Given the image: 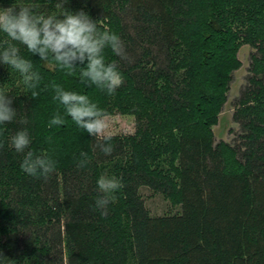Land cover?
Here are the masks:
<instances>
[{
	"label": "trees",
	"instance_id": "1",
	"mask_svg": "<svg viewBox=\"0 0 264 264\" xmlns=\"http://www.w3.org/2000/svg\"><path fill=\"white\" fill-rule=\"evenodd\" d=\"M12 4L57 17L83 10L121 37L128 58L105 50L124 78L111 97L23 45L21 56L43 77L37 98L0 65V88L18 113L0 125V264H264V0H0ZM242 44L253 51L231 114L238 132L231 143L214 141ZM15 79L19 88L8 89ZM53 81L108 114L132 115L133 132L112 135L106 156L70 117L48 128L57 110L64 114L45 88ZM25 128L30 150L57 160L47 180L22 172L23 154L10 146ZM80 151L90 158L83 169L73 155ZM105 172L124 187L101 215L95 200ZM142 185L179 211L150 215L137 193Z\"/></svg>",
	"mask_w": 264,
	"mask_h": 264
},
{
	"label": "clouds",
	"instance_id": "2",
	"mask_svg": "<svg viewBox=\"0 0 264 264\" xmlns=\"http://www.w3.org/2000/svg\"><path fill=\"white\" fill-rule=\"evenodd\" d=\"M33 5L0 6V65H7L21 77L25 90L31 91V97L37 98L43 77L34 68L31 59L20 54L19 45L26 47L33 56H38L45 65L66 71L68 76H78L86 86H95L107 96H114L116 90L124 84V78L116 61L106 60L105 50L121 59H127L125 45L121 37L109 30H102L98 21L92 19L85 11L65 10L61 17L54 14L38 13ZM83 65V66H81ZM50 88L53 100L63 107L47 122V127H58L66 124V117L96 140L95 148L106 156L113 153V136L109 132V114L88 95L76 91L65 90L55 83L45 85ZM14 97L8 90L0 88V125H6L17 118V110L13 105ZM21 124H27L21 117ZM51 144L52 137L46 138ZM32 138L25 128L15 132L9 143L17 153L23 154L21 170L28 176L47 180L55 172L57 160L47 151L39 154L30 150ZM0 147H3L0 144ZM76 168L83 169L90 163L87 152L80 151L76 156ZM122 179L107 172L97 180L98 195L95 206L101 215H106L108 205L115 203L117 193L123 189Z\"/></svg>",
	"mask_w": 264,
	"mask_h": 264
},
{
	"label": "rangeland",
	"instance_id": "3",
	"mask_svg": "<svg viewBox=\"0 0 264 264\" xmlns=\"http://www.w3.org/2000/svg\"><path fill=\"white\" fill-rule=\"evenodd\" d=\"M253 51L251 47L242 44L238 47L236 57L240 66L231 72V78L226 91V98L217 116V122L211 127L214 141L222 140L232 142L235 133L238 132V125L232 121L231 114L234 103L239 96L240 90L246 84V77L249 75V54ZM20 83L15 79L13 86L8 85V89L19 88ZM111 135H127L134 130V119L132 115L121 114L116 111L109 113ZM231 130V132H229ZM137 193L143 205L150 215L173 214L179 211V205L171 202L160 191L151 189L148 186L138 187Z\"/></svg>",
	"mask_w": 264,
	"mask_h": 264
}]
</instances>
